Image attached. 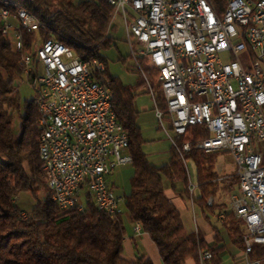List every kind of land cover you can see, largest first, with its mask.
Returning a JSON list of instances; mask_svg holds the SVG:
<instances>
[{"label":"built area","instance_id":"2783aa9c","mask_svg":"<svg viewBox=\"0 0 264 264\" xmlns=\"http://www.w3.org/2000/svg\"><path fill=\"white\" fill-rule=\"evenodd\" d=\"M109 2L120 6L114 17L124 20L131 54L172 146L185 160L193 144L180 145L177 137L199 125L207 135L196 147L232 155L239 188L228 209L245 224L234 264H264V0ZM0 23L21 53L22 80L35 89L39 155L53 200L62 211H83L89 197L109 216L122 214L125 197L114 193L109 176L133 156L114 107L104 106L107 83L96 71H103L105 61L82 59L54 36L37 34L29 47L23 31L38 32L41 20L23 11L15 18L7 0H0ZM141 59L158 71L165 110L157 107ZM54 165H61L62 173H53ZM195 187L190 180L191 193ZM218 217L224 220L225 211ZM134 229L139 234L142 224L136 222ZM215 257L200 251L201 264Z\"/></svg>","mask_w":264,"mask_h":264},{"label":"trees","instance_id":"16d2710c","mask_svg":"<svg viewBox=\"0 0 264 264\" xmlns=\"http://www.w3.org/2000/svg\"><path fill=\"white\" fill-rule=\"evenodd\" d=\"M7 1L12 4L13 12L23 7L44 24L38 32L23 31L29 47L37 34L42 38L54 36L82 59L95 55L105 61L103 76L111 90L117 119L128 133L129 151L133 156L134 174L124 205L132 221L140 222L157 245L163 264H186L189 258L201 264L200 251L204 249L219 257L226 248L223 231L230 242L241 246L244 221L228 209V201L217 198L220 189L229 196L238 191V176L235 172L219 174L218 155L214 154L218 152L196 147L198 140L207 135L204 127L192 125L186 134L177 137L180 145L186 141L193 144L184 153L185 160L172 146L169 162L158 166L150 162L142 149L135 98L140 93H151L148 82L137 67L141 77L137 87L124 84L110 74L107 59L101 53L102 48L113 42L115 6L109 0ZM21 57L12 39L3 34L0 23V264H152L141 257L124 256L125 230L121 214L109 216L89 197L83 211H62L52 199L39 155V110L35 97L26 100L22 109L16 86L23 77ZM141 68L155 94L157 107L165 110L166 99L158 71L144 59H141ZM15 113L20 115L19 132L14 131ZM190 157L197 165L199 192L194 200L214 229L212 242L200 231L185 229L180 210L165 192L168 181L180 195H190L186 167ZM179 182L183 188L177 187ZM23 192H30L36 199L27 217L15 202ZM222 211L226 217L219 223ZM217 263L219 260L215 259L205 262Z\"/></svg>","mask_w":264,"mask_h":264},{"label":"rangeland","instance_id":"374dc122","mask_svg":"<svg viewBox=\"0 0 264 264\" xmlns=\"http://www.w3.org/2000/svg\"><path fill=\"white\" fill-rule=\"evenodd\" d=\"M113 29L111 36L113 42L108 47H104L101 53L106 57L108 69L111 75L120 79L124 84L137 87L140 82V73L137 70L136 61L131 54V49L127 41L126 29L124 20L120 15H116L113 19ZM18 91L21 97V107L23 109L26 100H30L35 94V89L29 86L24 80H19L16 83ZM136 104L143 112H155V103L150 92L140 93L136 95ZM144 109V110H143ZM151 116V115H150ZM146 121L142 125V149L147 154L148 159L155 165H163L169 162L172 155V143L165 133L164 129L161 128L156 118L150 119L149 113L146 114ZM20 115L14 114V131L19 132L20 130ZM169 132L174 135L173 130L167 123ZM124 153V151L122 152ZM217 156L216 165L219 168L222 166L223 169H218V173L224 175L226 173L235 172L234 159L228 152L214 153ZM186 166L190 178L194 184L198 183L197 178V165L195 160L190 157L187 159ZM133 165L130 163L125 166H120L115 169L114 176L116 185L114 186V193L117 195H123L129 193L130 190V179L129 176L132 174ZM47 192V191H46ZM43 194V192L41 193ZM217 198L224 200L225 202L230 201V196L225 193L223 189H220ZM16 205L23 210V216H29L33 207L36 204V199L30 192H23L18 195L15 200ZM123 215L127 213L125 205L121 204ZM233 251L226 248L221 253L220 264H232L233 262Z\"/></svg>","mask_w":264,"mask_h":264},{"label":"crops","instance_id":"0c3cea01","mask_svg":"<svg viewBox=\"0 0 264 264\" xmlns=\"http://www.w3.org/2000/svg\"><path fill=\"white\" fill-rule=\"evenodd\" d=\"M135 104H136V99H135ZM135 107L139 112L138 117H137V122L141 128H142L141 124L144 121H146V119H147V117H146L147 113H149V117H151L150 119H153V118L157 119L156 109H155V112H147L146 113V112H143L139 108V106L135 105ZM125 165H128V164H125ZM125 165H122V166H125ZM118 167H120V166H118ZM115 169L113 170V172L109 176V181H110L113 189H114V186L117 184L116 180H115V176H114ZM132 169H133V171H132V174L129 176V179H131V177L134 174V168H132ZM216 169L218 171V169L221 170L223 168H222V166H220L218 168L216 165ZM187 174H188V190H189V182H190L191 178H190L188 169H187ZM195 185H196V187H195L194 191L191 193L189 190L190 195L188 197H186V195H184V196L180 195L175 190V188L167 181L165 192H166V195L169 198H171V200L174 202V204L180 210L185 229L188 232L200 231L208 242H212L214 239L215 232H214L212 225L204 217L202 210H201V207L194 200V195L198 194V192H199L198 183ZM177 187L183 188V183L182 182L177 183ZM117 196L125 197L126 194H123V195L119 194ZM123 205H124V202H123ZM123 212L121 214V219H122V224H123L124 230H125L124 251H123L124 256L128 259H136L137 257H141L144 260H149L152 264H163V260H162V257L160 255L159 249H158L157 245L155 244V242L150 237V235L147 232H145L144 230H142L138 234L134 229L135 222L132 221V219L130 218L128 213H126L125 216H122ZM218 220H219V223L222 222V220H220L219 217H218ZM223 236L226 239V248L233 251V258L234 259H233L232 264H234L237 257L240 256V249L237 245H234L232 242H230L225 231H223ZM215 260L216 261L219 260V264H220L221 254L219 257L216 256ZM186 264H197V263L194 259L189 258V259H187Z\"/></svg>","mask_w":264,"mask_h":264},{"label":"bare ground","instance_id":"6f19581e","mask_svg":"<svg viewBox=\"0 0 264 264\" xmlns=\"http://www.w3.org/2000/svg\"><path fill=\"white\" fill-rule=\"evenodd\" d=\"M7 3H8V1H7ZM115 8H116V13H120V6H115ZM22 11L24 13H26L27 16H29L31 19L39 20L32 12L28 11L27 9H25L23 7L18 8V10L16 12H13V16H15V18H22ZM41 26L44 27L43 22H41ZM92 58H99V56L94 55ZM105 68H106V66H103V71H96V78H102L103 73L105 71ZM103 97H104V106L113 107L111 90L107 84H104V86H103ZM39 117H41V110H39ZM116 125L122 126V128L124 129L123 125L118 121L117 116H116ZM124 134H126V137H128V133L125 129H124ZM40 158H41V156H40ZM41 160H42V158H41ZM53 173H62V166L61 165H54L53 166ZM47 183H48V187L51 191L52 199H53L51 182L47 181Z\"/></svg>","mask_w":264,"mask_h":264}]
</instances>
